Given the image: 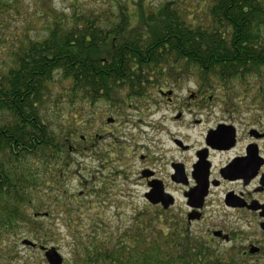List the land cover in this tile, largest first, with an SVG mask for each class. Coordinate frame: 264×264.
I'll use <instances>...</instances> for the list:
<instances>
[{
  "label": "trees",
  "instance_id": "16d2710c",
  "mask_svg": "<svg viewBox=\"0 0 264 264\" xmlns=\"http://www.w3.org/2000/svg\"><path fill=\"white\" fill-rule=\"evenodd\" d=\"M91 3L48 7L40 38L18 29L8 40L0 0V57L6 51V60L0 58V264H17L21 246L32 250L24 240L36 249L53 243L51 225L42 220L59 212L74 227L71 264H234L231 252L182 238L172 218L148 207L110 234L96 215L91 231L80 235L82 208L92 201L80 202L86 191L72 196L63 188L79 120L63 118L58 106L66 102L81 116L88 100H110L114 91L143 95L152 77H175L176 69L188 77L199 71L205 90L219 87L224 100L233 98L236 85L247 93L255 78L261 96L264 0H199L194 7L191 0ZM52 103L61 120L47 115ZM87 193L99 198L102 189Z\"/></svg>",
  "mask_w": 264,
  "mask_h": 264
},
{
  "label": "flooded vegetation",
  "instance_id": "af4514ba",
  "mask_svg": "<svg viewBox=\"0 0 264 264\" xmlns=\"http://www.w3.org/2000/svg\"><path fill=\"white\" fill-rule=\"evenodd\" d=\"M149 82L143 95L138 92L124 96L114 91L110 100L86 102V107L90 106L86 127L91 132L80 140L87 145L88 156L99 161L97 171L106 165L112 167L113 161L119 166L130 153L127 145L118 146V135L123 132L113 127L117 121L114 117L104 115L107 126L94 129L91 107L99 100L116 104V113L134 107L133 119L131 115L120 117L135 132L129 139L136 149L135 184L144 188L145 207L168 216L174 208L181 210L184 215L173 226L182 238H191L190 226L203 222L208 213L219 210L232 216L241 222L240 228L246 227L244 231L224 222L221 227L201 232V243L204 247L210 242L227 244L228 249L222 251L233 254L234 264H264V117L257 110H246L249 115H244L236 101L208 95L199 71L188 77L176 69L175 77L160 75ZM178 87L185 88L187 99L172 98L173 89ZM157 95L163 99L151 98ZM256 102L259 108L264 107L263 101H249L252 105ZM71 150L74 153L77 148ZM92 179L94 174L91 185L95 183ZM162 201L171 205L164 208ZM252 219L259 220L263 236L252 233ZM173 249L176 257L179 250Z\"/></svg>",
  "mask_w": 264,
  "mask_h": 264
},
{
  "label": "rangeland",
  "instance_id": "374dc122",
  "mask_svg": "<svg viewBox=\"0 0 264 264\" xmlns=\"http://www.w3.org/2000/svg\"><path fill=\"white\" fill-rule=\"evenodd\" d=\"M4 4V17L1 19L2 22H5L9 26V32L10 35H6V37L14 38L13 32L17 31L18 29H23L25 32L27 31L29 37H32L33 39L40 38L44 33V27L47 24L46 23V16L44 15L43 11L47 9L48 7H51L52 9L56 11H61V8H64L65 10L68 9L71 5V2L75 0H1ZM79 3L85 5L86 7H91V2L93 0H77ZM164 0H152L151 4L159 5ZM199 0H191V6H195L196 2ZM12 9V10H11ZM19 12L20 14H18ZM68 11H65L67 13ZM19 24V28L16 26V24ZM8 47V46H7ZM5 57V58H4ZM1 59L6 60V51L1 55ZM248 92H245L244 87H239L236 85V92L233 93L232 99H226L228 101H236V104L240 107L241 111H243L244 115H249V111L246 112V110H257L259 111L257 114L264 117V108H259L258 102L255 103V105H252L249 103V101H259L264 100V94L262 93L261 96L258 97L257 86L255 85V78H249L248 80ZM190 88L193 89V86L190 85ZM59 90V89H57ZM223 90L216 88L215 90H209L206 92L208 95L213 96L214 99L219 100L223 99ZM152 99H163L160 96L151 97ZM173 99L176 100H185L187 99V94L185 92V88H175L173 89ZM165 99V98H164ZM133 105V103H131ZM53 103L48 106H52ZM230 105V104H229ZM117 105L112 104L110 102L99 100L96 101L93 106L91 107L90 111H93L95 113V122H94V129L99 130L102 126L105 127L107 124L105 123V117L104 115H109L110 117H114L117 121L113 125L114 128H119L120 131L123 132V134H119L118 136L121 137L119 139V148H123L124 145H127L129 148V156L123 158L124 161L119 163V166H116V162H112V167L107 166L106 168H102L101 170L97 171V167L100 166V163L98 160L91 159L88 154L86 153V144H82L81 146H77L79 136L87 137L88 134H90L91 130L87 129L86 127V120H87V114L89 112V108L84 106V112L83 114L77 115L72 112L71 107L65 102L58 106V109L60 113L63 115V118H66L70 115H76L73 119V121H78V125L76 128L78 129V134L72 138V145H74L77 150L74 151V153L71 155L70 159L72 161L71 163V169L68 174L67 181L63 183V188L67 189L68 191H71L73 193L72 196L79 195L80 193L85 192V197L80 198L81 201H86V199L91 200L92 203L87 205L86 208H82L83 214L81 222H79V228H80V235L85 236L86 232H90L89 224L93 222L94 218H96V215H100L102 218L103 224H106L105 231L106 233H114L116 232V229L118 231H122L124 228L127 227L129 224L128 221L133 217L134 214L141 212L142 209L145 207V203L142 201V195L144 188L139 187L135 184V177L137 173V165L134 163V155L136 152L134 144L130 141V136L134 135L135 132L132 131L130 128L124 125V119H122L120 116L126 117L127 115L130 116V119H133L134 110L135 108H130L129 106L123 108L121 113H116L113 111V109H116ZM50 108L48 112L46 111L47 115H53L55 117H59V120H61L58 109L55 108V111ZM251 114V113H250ZM253 114L257 115L253 112ZM252 114V115H253ZM73 118V117H72ZM63 120V119H62ZM81 121H85L81 123ZM77 123V122H76ZM75 123V124H76ZM262 123L264 124V118H262ZM125 128V129H124ZM102 132V130H101ZM130 141V142H128ZM94 174V184L91 185V175ZM122 174H126V177ZM99 190L102 189V195L98 198L96 195H88L87 189H95ZM69 196V195H68ZM71 196V197H72ZM70 197V198H71ZM55 211V210H54ZM172 215H176L171 217L172 223L176 222L175 220L180 219L184 213L181 212V210H178L177 208H174L169 212ZM212 213V212H211ZM61 213L59 212V215H53V219H46L42 220L45 226L51 225V231L53 233V236L55 237L53 239V243H50L47 245V247H55L59 253L64 258L63 264H71V249L72 240L70 235V229L73 227L68 226L70 223L64 220V218L61 217ZM168 216V215H167ZM125 218V221H124ZM127 219V221H126ZM124 221L125 223H122ZM224 222L232 224V228L238 229L241 231H244L246 227L241 226V222H238L235 220V218H232V216L227 217L225 214L220 212L219 210H216L214 214H207V218L203 222H199L196 224H192L189 229V235H191V238L198 241L203 242L202 238L200 237L201 232L203 231H209L213 229L216 226H220ZM237 223V224H236ZM259 220L258 219H252V230L254 235L263 236L261 233L259 226H258ZM88 224V225H86ZM171 225V224H170ZM170 225H165L166 227ZM184 226V224H182ZM74 228V227H73ZM248 228V227H247ZM77 229V228H76ZM185 229V226L183 227ZM206 235V234H204ZM210 249H216L219 251H222L224 249H228L227 244H221L211 242L206 247H209ZM18 253L22 257L21 260H17V264H22L23 262L25 264H47L43 251L33 248L32 250L29 248H24L21 246L19 248ZM27 257H31L30 259H27Z\"/></svg>",
  "mask_w": 264,
  "mask_h": 264
},
{
  "label": "water",
  "instance_id": "95a60500",
  "mask_svg": "<svg viewBox=\"0 0 264 264\" xmlns=\"http://www.w3.org/2000/svg\"><path fill=\"white\" fill-rule=\"evenodd\" d=\"M218 130L216 132H218ZM81 138L83 139V137H81ZM161 203L163 204L164 208H168L171 205V202H167V201H162ZM188 220H191V217L188 218ZM262 228H264L263 225H262ZM22 244L27 246V247H32V248L36 247V244H34L28 240H24L22 242ZM39 250L43 251L44 258H45L47 264H63L64 259L56 248L39 246Z\"/></svg>",
  "mask_w": 264,
  "mask_h": 264
}]
</instances>
